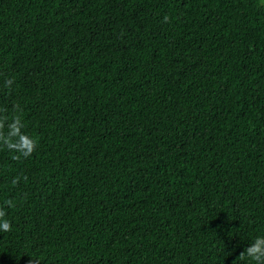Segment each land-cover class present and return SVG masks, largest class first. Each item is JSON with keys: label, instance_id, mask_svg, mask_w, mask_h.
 I'll use <instances>...</instances> for the list:
<instances>
[{"label": "trees", "instance_id": "obj_1", "mask_svg": "<svg viewBox=\"0 0 264 264\" xmlns=\"http://www.w3.org/2000/svg\"><path fill=\"white\" fill-rule=\"evenodd\" d=\"M14 115L36 149L0 146V264H252L262 0H0Z\"/></svg>", "mask_w": 264, "mask_h": 264}, {"label": "clouds", "instance_id": "obj_2", "mask_svg": "<svg viewBox=\"0 0 264 264\" xmlns=\"http://www.w3.org/2000/svg\"><path fill=\"white\" fill-rule=\"evenodd\" d=\"M165 19L167 20V17ZM12 83L13 81L9 79L5 82V86L10 87ZM7 121V116H0V146L6 147L10 152L15 153L12 157L13 159L30 157L36 149V141L21 131L24 127L21 117L14 115L11 122ZM6 123L7 133L4 132ZM15 182L13 181V183ZM4 205L9 208L15 206L11 200H6ZM0 231H12L11 223L6 218L3 206H0ZM237 258L241 261L248 259L252 264H264V236H257L244 251L240 252Z\"/></svg>", "mask_w": 264, "mask_h": 264}, {"label": "rangeland", "instance_id": "obj_3", "mask_svg": "<svg viewBox=\"0 0 264 264\" xmlns=\"http://www.w3.org/2000/svg\"><path fill=\"white\" fill-rule=\"evenodd\" d=\"M262 2L264 3V0H262Z\"/></svg>", "mask_w": 264, "mask_h": 264}]
</instances>
